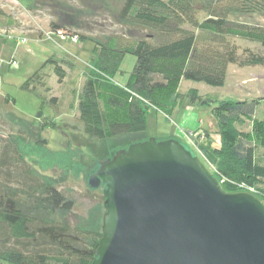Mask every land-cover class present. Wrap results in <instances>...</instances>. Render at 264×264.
<instances>
[{"label":"trees","instance_id":"16d2710c","mask_svg":"<svg viewBox=\"0 0 264 264\" xmlns=\"http://www.w3.org/2000/svg\"><path fill=\"white\" fill-rule=\"evenodd\" d=\"M242 15H256L263 23L238 20ZM117 17L135 28V36L94 41L78 101L84 134L108 142L122 139L111 151L115 153L150 137L145 134L149 109L169 118L185 102L207 105L219 138L212 151L214 176L224 190L250 188L264 202V114L255 115L264 98L213 99L196 88L179 91L182 79L222 87L230 64L264 65V54L240 50L231 41L238 36L264 49V0H123ZM49 27L67 33L63 23L52 20ZM72 38L91 40L83 34ZM127 54L135 64L121 83L115 77ZM56 70L64 75L60 65ZM34 82L45 85L39 72L25 87ZM202 132L203 138L210 136ZM41 168L18 140L0 136V264H91L102 236L103 214L97 210L104 201L97 191L101 186L87 189L99 216L93 207L82 223L71 224L66 215L74 208L73 199Z\"/></svg>","mask_w":264,"mask_h":264},{"label":"rangeland","instance_id":"374dc122","mask_svg":"<svg viewBox=\"0 0 264 264\" xmlns=\"http://www.w3.org/2000/svg\"><path fill=\"white\" fill-rule=\"evenodd\" d=\"M122 1L0 0V136L18 140L40 161L39 172L73 199L74 208L66 215L71 224L82 223L93 207L96 210L97 203L87 192L89 175L97 172L101 161L113 155L111 151L123 143L122 139L108 142L85 135L78 111L79 94L91 69L94 41L135 36V28L117 17ZM237 19L263 23L256 15ZM52 20L65 24L67 33L52 32L49 27ZM73 34H83L91 40L75 41ZM231 41L240 50L248 47L264 54L257 42L238 36H233ZM134 64L135 57L127 54L115 78L125 83ZM57 65L62 67L64 75L60 76ZM36 72L43 77L45 85L34 82L26 88V82ZM189 88H196L201 95L213 99L264 98V65L230 64L222 87L182 79L179 91L184 93ZM210 110L207 105L185 102L166 118L162 112L149 109L145 134L156 139L174 135L212 169L214 165L200 152L204 138L187 137L196 128L217 136V122ZM263 114L262 100L255 115L261 118ZM246 127V123L241 126ZM44 140L47 148L41 147ZM97 210L103 214L102 204ZM97 210L94 216H99Z\"/></svg>","mask_w":264,"mask_h":264},{"label":"water","instance_id":"95a60500","mask_svg":"<svg viewBox=\"0 0 264 264\" xmlns=\"http://www.w3.org/2000/svg\"><path fill=\"white\" fill-rule=\"evenodd\" d=\"M88 185L104 197L91 264H264V202L224 190L179 139L117 150Z\"/></svg>","mask_w":264,"mask_h":264},{"label":"crops","instance_id":"0c3cea01","mask_svg":"<svg viewBox=\"0 0 264 264\" xmlns=\"http://www.w3.org/2000/svg\"><path fill=\"white\" fill-rule=\"evenodd\" d=\"M172 115V114H171ZM197 118H198V116H197ZM196 119V118H195ZM197 120V119H196ZM198 121H199V119H198ZM199 123H200V121H199ZM197 129V128H196ZM199 130H202L201 128H199ZM206 131V130H205ZM192 132V131H191ZM172 134H168V136H171ZM173 137H175L174 135H173ZM211 137V138H210ZM165 138H167V137H165ZM218 138V135L217 136H209V137H205L204 138V141H203V143H202V145H201V148H202V150H200V152H202L203 153V155H204V157L205 158H207V160H209V162L210 163H212L213 165H215V158H214V156H213V153H212V151L216 148V147H218L219 146V138ZM217 139V143H215L214 142V140H216ZM201 141V140H200Z\"/></svg>","mask_w":264,"mask_h":264},{"label":"built area","instance_id":"2783aa9c","mask_svg":"<svg viewBox=\"0 0 264 264\" xmlns=\"http://www.w3.org/2000/svg\"><path fill=\"white\" fill-rule=\"evenodd\" d=\"M185 136H186V134H185ZM187 137L190 138V139H192L191 137L203 138V132H202V130H199V131H197V132H191V131H190V132L188 133ZM242 186H244V185L242 184ZM242 190H246V191H249V192H251V193L254 194L253 189L245 188V189H242Z\"/></svg>","mask_w":264,"mask_h":264}]
</instances>
